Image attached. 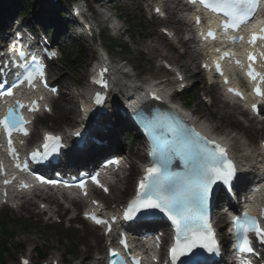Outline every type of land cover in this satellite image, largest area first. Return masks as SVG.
<instances>
[{
  "label": "snow or ice",
  "instance_id": "6c2138e0",
  "mask_svg": "<svg viewBox=\"0 0 264 264\" xmlns=\"http://www.w3.org/2000/svg\"><path fill=\"white\" fill-rule=\"evenodd\" d=\"M201 2L214 12H223L228 18L223 24L224 29L227 30L239 29L241 25L250 23L255 17L260 0H201ZM261 23L264 24V21ZM207 36L215 38L212 31H209ZM239 39L243 40L244 37L241 36ZM258 40H264V27L260 28L259 33L253 31L248 43L255 45ZM248 59L254 62L256 57L249 53ZM237 63L239 64L240 61ZM248 67L247 74L251 79L255 80L259 77L264 82V75L256 72L251 63ZM217 70H220L219 65H217ZM37 77L42 78L43 72L41 68L34 66L27 70L20 83L26 81L29 86H34ZM229 91L234 92L235 95H241L234 89H229ZM255 91L257 95H264L259 87ZM12 95L11 89L0 92V96ZM96 102H101L99 96H97ZM33 104L35 105V102ZM24 107L26 106L23 103L16 101L15 106L9 107L7 114L0 117V127H3L4 132L9 137L10 154H15V149L12 147V133L18 131L28 135L27 130L22 127L27 121L18 111ZM252 107L253 111H258L256 105ZM29 110L35 111L36 108L33 107ZM164 127H167L171 133V138L168 137L167 133H164L154 142L151 154L156 159L153 166L146 169L147 176L140 182L136 198L129 203L125 211V218L132 219L133 214L141 209H159L166 213L177 226V242L171 249V257L174 262L180 256H185L196 248H203L209 252L217 250L218 246L215 244L211 227L204 218V208L209 199L212 185L217 181H222L224 184L230 183L235 175V167L231 161L227 160L226 150L223 147L216 144L214 149H210L207 145L214 142L202 137L194 129L189 130L162 122V131ZM58 140L59 137L45 136V154L50 150H55L54 146ZM32 156L36 158L38 153L33 152ZM177 157L184 163L185 171L183 172L172 170L173 162ZM92 179L96 182V177ZM80 186L83 187V182ZM91 219L97 224L105 223L94 215ZM237 226L238 229L243 230L238 246L239 253L254 254L255 249L252 247V239L249 237V233H254L259 243L264 245V227H261L255 217L247 214L242 220L238 217ZM120 243L125 249L128 248L126 240L122 239ZM110 255L115 257L119 253L113 250L110 251ZM111 264H118V262L113 260Z\"/></svg>",
  "mask_w": 264,
  "mask_h": 264
},
{
  "label": "rangeland",
  "instance_id": "374dc122",
  "mask_svg": "<svg viewBox=\"0 0 264 264\" xmlns=\"http://www.w3.org/2000/svg\"><path fill=\"white\" fill-rule=\"evenodd\" d=\"M38 0H35L33 4L37 3ZM137 12V10H136ZM135 15H139L135 14ZM135 23H141L139 19L135 20ZM149 25V23L146 20H142V29L139 31V33L136 34L135 41H141V40H147L148 35L150 31H154ZM125 28H127V25L124 23ZM144 28H146L144 30ZM79 30V34L84 36L83 38H86L85 33H81L83 31ZM130 31V29H129ZM132 31V29H131ZM130 31V32H131ZM126 29H123L122 33V40L126 42V45L131 48V50H134L133 44L130 42V39L127 37ZM149 39L146 41L148 42ZM68 42H70L68 40ZM78 43V44H77ZM75 45L71 46L70 52L73 53V58L71 59L70 63L68 64V67H64L61 71L66 72L67 76H69L68 82L70 83V87L73 89L76 80L80 83L82 78H84L86 71L89 68V64L91 63L90 58H87V51L85 46V41H83V47L82 43L79 41ZM165 49V48H164ZM81 50V53H80ZM135 51V50H134ZM168 51V50H167ZM170 57H178V52H173L171 50L168 51ZM80 54L81 57L78 56ZM136 55H132V57L135 60ZM141 56V61L146 63H149L147 60L146 55H139ZM180 63L186 64V60L184 58H180ZM165 62H168V60H165ZM146 68L149 69L151 72L156 71L157 65H155V62L149 63L148 65H145ZM190 72L193 73L197 66H194L193 64H189ZM61 69V68H60ZM77 82V83H78ZM201 103L194 102L191 104L190 109H193V106L197 111L200 112L201 115H207L205 109L201 106ZM198 113V112H197ZM212 114V113H209ZM212 126L216 127L219 131L223 133H230L231 131L227 129L226 124L229 119H224L223 121L219 120L217 117L213 118L211 116H208ZM53 123H50L48 121L43 122V125L46 127H51L53 130H59L60 127L66 123L63 119L55 120L53 119ZM0 213V218H1ZM9 231L11 232V238L8 241V245L11 249L9 252V256H6V262L7 264H19L18 261H16V257L19 256L20 253L23 251H29L32 246L40 247L42 251H45L47 255L50 256V254H53V257H61V253L64 254L68 249H73L71 252V255L66 257L68 264H76L78 261L77 257L74 256V251L80 250V249H86L87 247H93L96 243V236L93 231H91L87 225L80 222H73L71 223V226L67 228L69 225L67 222H64L65 226L57 225V226H43L40 222H36V220L32 219L31 222H24L21 218L18 217H9ZM36 222V224H35ZM21 223V224H20ZM34 223V224H33ZM20 224V225H19ZM1 236V233H0ZM33 238V239H31ZM30 241V242H29ZM23 245L24 248L18 249L17 245ZM61 244H63L61 246ZM93 245V246H91ZM21 250V251H18ZM64 251V252H63ZM95 252V251H94ZM93 252V253H94ZM31 256L34 258L35 253L34 251L31 253ZM50 260V258L48 257Z\"/></svg>",
  "mask_w": 264,
  "mask_h": 264
},
{
  "label": "bare ground",
  "instance_id": "6f19581e",
  "mask_svg": "<svg viewBox=\"0 0 264 264\" xmlns=\"http://www.w3.org/2000/svg\"><path fill=\"white\" fill-rule=\"evenodd\" d=\"M147 2V0H133L132 1V4L133 5H130V9H125V11L126 12H129L130 10H134V7H136V8H140V10H143V8H144V4ZM104 3V2H103ZM109 3H110V1H108L107 3H105L104 4V6H103V9L100 11V15H96V13L94 14V16H93V18H92V21H94V22H98V23H101V22H103L104 20H103V18L104 19H106V21H107V23H108V28H111L114 32H118V36H120L121 35V29H122V24L121 23H113V21L110 19V18H108L107 16H108V13H109V7H108V5H109ZM164 6V5H163ZM46 7H51V4H46ZM51 9H53V8H50V10ZM65 9V8H64ZM151 9H153V6L151 7ZM94 10H95V8H94ZM7 12L8 11H6V10H1L0 11V16L3 18L6 14H7ZM45 12H47V10H45ZM66 13H68V15L66 16L68 19H66L67 20V22H63V24L62 23H60V24H55L54 26H59V25H62V32H61V35L63 34V35H66V36H68V37H71L72 38V41L74 42V44H76L75 42H77V41H82V46H83V41H85V40H83V38L82 37H80V35H79V33L75 30V29H79V25L81 26L82 25V23H83V21H80V22H78V26L76 25V20L74 19V17L71 15V13H70V11L68 10L67 11V9H66ZM99 13V12H98ZM172 14H174V12H172ZM175 14H176V12H175ZM51 15H55L54 13H51ZM49 18V17H48ZM51 18V17H50ZM40 19V21L41 22H45L44 20H41L42 19V17H40L39 18ZM47 20H49V19H47ZM84 21H87V19H85ZM91 20H90V23L92 22ZM46 22H48V21H46ZM67 23V24H66ZM160 23L161 24H166V25H172V24H174V26H171V29L173 30V33H174V37L172 38H170V39H172L173 41H168V43L169 44H171V45H173V46H177L176 45V43L177 44H179L180 46H183V45H185L186 44V41L187 40H182V38H181V36H185V31H183L182 30V28H181V25L180 24H178L177 22H174L173 20H167V21H160ZM43 24V23H42ZM47 24V23H46ZM68 25V26H67ZM110 25V26H109ZM43 26V25H42ZM44 26H46V25H44ZM65 26H67V27H69V29H71V27H72V31L73 32H67L66 31V27ZM127 32H128V30H127ZM82 39V40H81ZM148 40V39H147ZM147 40H141V41H136L135 42V44H136V47H135V44H134V47H135V49L136 50H140V51H144V52H146L148 55H147V58L149 57L150 59H157V60H162V59H170L171 60V62L173 63V65H175V66H178V65H180L182 68H184L185 69V71H188V66L186 65V64H180V62H178L175 58H172V57H170L169 56V52L167 51V50H165L164 48L166 47V46H168L169 47V49H175V47H173V46H171V45H169V44H165V41L163 40V38H162V36L161 35H158V34H156V35H154V36H152V37H149V41L148 42H146ZM78 44V43H77ZM92 43L90 42L89 43V45H91ZM86 45V44H85ZM88 46V45H87ZM86 46V47H87ZM102 46H103V48L105 49V50H107L108 52H110L109 51V49H108V47L107 46H105L104 44H102ZM91 47H93V46H91ZM100 49V48H99ZM171 49V50H172ZM186 56L188 57V59L190 60V61H192V63H195V60H196V58H195V54H193L190 50L189 51H187V54H186ZM115 57H116V55H115ZM133 59V58H132ZM116 59H114L113 61H115ZM130 62V60H126V62H123L125 65L123 66L122 65V67H119L118 66V64H116V65H114L112 68H113V72L112 73H114L115 71H119V69H122L123 71H125V72H127V74L128 75H131V73H130V70L132 71V70H134V68L136 67L135 65H130V67H131V69L130 70H128L127 69V67H126V65H128V63ZM120 65V64H119ZM127 69V70H126ZM158 70V69H157ZM159 72V71H158ZM200 73V72H199ZM137 76V75H136ZM198 77V76H197ZM68 79V77H67V75L66 74H62V75H60L59 76V78L58 79ZM75 80H76V78H75ZM77 81V80H76ZM63 87V86H62ZM63 94H64V96H67V95H69V93H68V91H67V89H66V84L64 85V89H63ZM60 98H62V100H61V105H60V103H57V102H55V106L56 107H58L59 108V110H60V112L62 111L64 114H66V113H68L69 111H71V109L73 108L72 106H73V104L72 103H74V100L73 99H70V97H62V96H60ZM80 98H82V94L79 92L78 93V95L77 96H75V101H77V102H79V99ZM63 102V103H62ZM212 104L213 105H216L217 107H218V110H219V112L221 113V116H224L225 117V115L226 116H234V117H236L235 115H236V111L235 110H233V109H231V108H229V107H227V106H224V105H222V106H219V104H220V101H219V98L215 95V94H212ZM78 108V107H77ZM240 114H241V112H239ZM74 120L75 119H77V117L74 115ZM193 119H195V118H197V117H192ZM197 122H200V125H201V127L203 128V129H205V130H209V127H208V125L205 123V121H201V120H197ZM259 123H260V121H258ZM248 123L250 124L246 129H245V132L243 131V133H246V131L248 130V129H256L257 128V126H256V124L257 123H254V122H252V121H248ZM35 126V125H34ZM112 128H111V130H110V132L108 133V136H107V139L109 138V142H111V141H114L115 140V137H116V134L118 133V131H117V128H118V120H113V125L111 126ZM263 127L261 126L260 128H258V131L260 132L261 131V129H262ZM113 129H114V131H113ZM37 133V131H36V129L34 130V133H33V136L35 135ZM94 136H97V134L95 133V135ZM91 146V148L89 149V151H92V150H94L93 148H94V145H90ZM109 151V146H108V148L106 149V152H108ZM80 155H83V154H80ZM83 157H79V158H77L76 160H79V159H82ZM78 162L76 161V163L75 164H73L72 166H74V165H78L77 164ZM71 166V167H72ZM70 168V167H69ZM131 171L132 172H136L137 171V165L135 164V163H133L132 164V166H131ZM130 190V183H129V180L128 179H126L125 181H124V185H123V187H121V186H118L117 188H115V186H113V187H111V193H112V195L114 196V201H120L122 198H123V195H124V193L125 192H128ZM51 203V202H50ZM52 203H54V202H52ZM32 205H35V203L34 204H32ZM30 206L31 205H26V207H24V206H22L21 207V209H27L28 211L29 210H32L31 208H30ZM46 211H42V213H45ZM47 212H50V210H47ZM101 247H102V239H99V242H98V244L96 245V248L99 250V249H101ZM82 254H83V257L82 258H80V260H79V264H95V262H91V260L90 261H88L89 260V257H90V253H89V249L88 250H86L85 252H82ZM96 260V259H95Z\"/></svg>",
  "mask_w": 264,
  "mask_h": 264
}]
</instances>
